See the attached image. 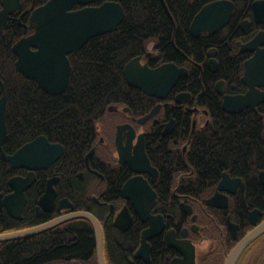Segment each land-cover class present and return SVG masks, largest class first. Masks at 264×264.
I'll return each mask as SVG.
<instances>
[{
  "label": "flooded vegetation",
  "instance_id": "af4514ba",
  "mask_svg": "<svg viewBox=\"0 0 264 264\" xmlns=\"http://www.w3.org/2000/svg\"><path fill=\"white\" fill-rule=\"evenodd\" d=\"M40 1L0 0V68L1 71L4 70L5 53L8 51V63H12L21 81L31 82L46 94L56 96L44 91L34 79L26 77L22 71L15 68V62L20 57L13 52L12 47L21 38L35 32L28 24L32 11L48 0L39 3ZM97 1L90 4L99 5L96 4ZM212 1L215 0L209 2ZM230 1L234 4L232 14L217 32L211 34L201 31L198 36H194L189 29L193 18L189 23L188 31L192 38L213 37L214 42L205 49L202 61L188 56H184L180 61L168 59L165 57L166 50L155 42H150L143 53L134 56H139L141 64H146L150 68L171 62L187 69V73L177 78L165 96L146 94L139 89L140 97L148 100L144 109L135 103L109 105L102 121L97 124L96 135L84 154L81 169L74 171V174L70 170L66 176L60 173L67 168L64 163H59L64 155V149L62 156L46 169L35 170L33 182L25 190L26 203L23 206L22 219L13 218L7 213L6 208L2 207L0 233L29 228L72 211H87L100 223L103 243L105 234L109 231L113 241L118 242L120 239L127 250L137 243L130 257L141 259L134 257V253L140 245L142 232L150 226V221L148 218H141L136 206L144 210L150 200V194L143 188L131 189L132 194L143 195L135 198L139 203L135 206L131 198L123 193L125 183L131 178L139 177L141 181L147 182L155 195L149 205L150 215L156 216V224L160 225V219L163 222L160 232L147 239L151 245L150 262L146 263L141 259L144 263H151L152 250L161 260L163 258L168 260V264H171L173 258H183L181 252L166 243L167 231L172 230L175 239L183 241L187 249L193 246L194 264H227L233 249L264 221V181L260 175L264 172V149L259 157L263 164L252 168L248 173H236L230 168H223L213 179L202 181L198 169L193 164V161L200 157L197 144L202 139L214 143V139L224 137L219 129L221 125L215 124V116L223 117L227 123L233 116L258 117L262 124L260 137L263 138L264 144V83L255 86L258 102L255 96L251 100L252 105L241 107L231 104L233 97L245 94L250 88L243 79L246 60L251 58L256 50L264 55V0H258L261 2L258 8V21L252 10V3L256 0ZM249 1L250 13L238 10L237 2ZM83 6L74 4L71 9L76 10ZM256 34L258 45L254 49L241 50L242 45ZM81 48L77 52L66 54L71 68L72 60L80 55ZM29 49L35 51L37 46L30 45ZM220 49L226 51L222 58L225 61L222 63L224 65H220L218 56ZM211 58L216 61L213 69L209 64ZM38 59L34 66L36 73L44 72L43 68H38ZM229 61L236 64L235 71L232 70L230 63L226 67L225 63ZM223 66L227 68L225 74L217 75ZM195 69L198 71L197 75L193 72ZM258 80L264 81V77H258ZM3 88L5 91V85L0 79V97ZM226 98L230 99L229 107L241 109L232 111L224 108ZM110 106L112 108H109ZM154 107H157V111L151 117L142 120ZM227 125L229 127V124ZM40 135H44L50 141L41 133L31 136L16 149L6 151L4 146L8 139L7 128V138L2 148L6 154H13L22 145ZM92 149L93 152L86 161L85 156ZM142 154L149 160L152 171H136L127 163L120 161L124 158L138 160ZM6 165L9 163L2 158L0 151V192L3 195L13 190L8 184L10 177L25 176L29 171L28 168H11L9 165L15 173L4 181ZM42 171L45 174L44 180ZM53 175L59 178L54 182L56 195L53 204L46 210L44 206L39 205L38 200L45 190L48 178ZM225 175L228 178L227 182L224 187H219ZM73 178L77 179L78 186L72 182ZM140 180L138 182H141ZM62 199L66 200L61 202ZM64 204L72 206H62ZM28 212L39 222L23 228L1 231L3 225L11 223V220H23L24 216H29ZM251 213L253 214L250 215ZM250 216L254 217V220H251ZM116 222L127 227L122 229L114 224ZM229 264H264V230L244 243L230 259Z\"/></svg>",
  "mask_w": 264,
  "mask_h": 264
},
{
  "label": "trees",
  "instance_id": "16d2710c",
  "mask_svg": "<svg viewBox=\"0 0 264 264\" xmlns=\"http://www.w3.org/2000/svg\"><path fill=\"white\" fill-rule=\"evenodd\" d=\"M104 1L108 0H98L96 4ZM111 1L121 4L124 18L116 30L93 36L83 45L80 55L72 60L69 84L59 95L50 96L35 84L21 81L12 63H8L6 51L4 70L0 68V79L7 95L6 151L16 149L31 136L45 134L50 141L64 146L65 152L59 163H64L67 168L60 173L66 176L72 170L74 174L81 169L84 154L96 135L97 124L109 105L135 103L141 105V109L146 107L148 100L140 97L141 91L127 84L124 78V65L129 59L143 53L150 42H155L166 50L168 59L180 61L188 56L202 61L205 49L214 42L212 36L194 39L188 31L193 16L210 0ZM236 5L239 11L250 13V1ZM225 53V50H219L220 65L225 62L222 60ZM232 63L225 64L235 71L236 64ZM226 67H221L217 75L225 74ZM193 72L198 73L197 69ZM215 118L224 137L214 139V143L202 139L197 144L200 157L193 161L202 181L213 179L223 168L248 173L263 164L259 159L264 144L258 117L233 116L228 123L223 117ZM5 169L4 181L15 173L9 165ZM41 174L44 180V171ZM72 182L78 184L76 178ZM28 215L23 220H11L1 231L39 222L29 212ZM136 246L137 243L130 250L125 249L124 242L113 241L108 231L103 243L107 264H146L130 257ZM95 249L91 223L84 218H74L31 237L0 243V264H96ZM153 253L152 250L150 264H168V260H161Z\"/></svg>",
  "mask_w": 264,
  "mask_h": 264
},
{
  "label": "water",
  "instance_id": "95a60500",
  "mask_svg": "<svg viewBox=\"0 0 264 264\" xmlns=\"http://www.w3.org/2000/svg\"><path fill=\"white\" fill-rule=\"evenodd\" d=\"M96 0H48L44 4L36 7L29 18L28 27L34 28L35 32L21 38L12 47L14 53L19 55V59L15 62V68L28 77L34 79L38 85L46 92L57 95L62 93L69 83L70 63L66 57L68 52H77L91 37L114 31L122 21L125 11L121 4L116 1H104L99 5H91ZM74 4L84 5L80 9L72 10ZM261 2L258 0L252 3V10L255 19L258 21V8ZM234 4L230 0H215L202 6L195 14L190 24V32L194 36H198L201 31L215 33L221 29L232 14ZM30 45L37 46V50L29 49ZM258 45V34H256L249 42L242 45L241 50L254 49ZM27 55V56H26ZM211 56L212 54L209 53ZM40 58V59H38ZM38 68H43L44 72L36 73L34 66L37 63ZM210 66H215L216 61L211 58ZM246 70L243 79L249 84V90L242 95L233 97L235 105H252L251 100L256 96L258 102V94L256 85L264 83L259 81L258 77H264V55L255 51L254 55L246 60ZM213 69V67H212ZM187 73V69L178 67L174 63H163L155 68H150L146 64H141L140 57L130 59L124 65V76L127 84L136 87L146 94L165 96L177 80L179 76ZM230 99H225L224 108L232 111L240 110L241 107L232 109L229 107ZM109 108H112L111 106ZM157 111L154 107L142 120L151 117ZM6 94L3 88V94L0 97V151L2 158L9 163L11 168H28L25 176L14 175L8 179L9 186L13 189L11 193L3 195L0 192V210L6 208L7 213L15 219H22L23 206L26 203L25 190L30 187L35 177V170L46 169L49 165L59 159L64 147L60 143H51L44 135H40L33 140L25 143L18 148L13 154H6L2 148V144L7 138L6 126ZM93 149L85 156L86 161ZM121 162L127 163L129 167L136 171L151 170L149 160L145 154L141 155L138 160L120 159ZM264 181V172L260 173ZM59 178L57 176L49 177L43 194L39 197V205L44 206L48 210L54 202L56 189L54 182ZM226 175L219 183V187H224L227 182ZM139 177L129 179L124 187L123 193L126 197L131 198L133 204L138 205L136 197H143L142 194L134 195L131 189L143 188L150 194V200L144 210L136 209L142 219L148 218L150 226L143 230L140 245L134 253V257L141 258L144 262H150L151 245L147 241L151 236L158 234L163 226L161 219L160 225L155 223L156 216L150 215L149 205L154 199V193L149 189V185L144 180L138 182ZM66 199H62L65 201ZM62 206H72L64 204ZM251 213L250 215H252ZM74 218L87 219L93 228L97 264H107L103 253V232L97 218L87 211H72L54 217L41 224L17 230L12 232L0 233V242L9 240L25 239L33 235L48 230L62 222ZM251 220L254 217L250 216ZM116 226L125 229L122 223H114ZM129 224V223H128ZM264 230V221L259 228L254 229L240 242L232 253L229 260L236 255L238 250L249 239L258 235ZM166 243L168 246L174 247L183 254V258H173L171 264H194L195 253L193 246L186 248L183 241L175 239L173 231L169 230L166 234Z\"/></svg>",
  "mask_w": 264,
  "mask_h": 264
},
{
  "label": "bare ground",
  "instance_id": "6f19581e",
  "mask_svg": "<svg viewBox=\"0 0 264 264\" xmlns=\"http://www.w3.org/2000/svg\"><path fill=\"white\" fill-rule=\"evenodd\" d=\"M103 253H104V248H103ZM95 254H96V249H95ZM105 258V255H104ZM106 261V260H105ZM96 263H97V258H96ZM107 263V262H106Z\"/></svg>",
  "mask_w": 264,
  "mask_h": 264
},
{
  "label": "rangeland",
  "instance_id": "374dc122",
  "mask_svg": "<svg viewBox=\"0 0 264 264\" xmlns=\"http://www.w3.org/2000/svg\"><path fill=\"white\" fill-rule=\"evenodd\" d=\"M51 264H56L55 262L54 263H51ZM58 264V263H57Z\"/></svg>",
  "mask_w": 264,
  "mask_h": 264
}]
</instances>
